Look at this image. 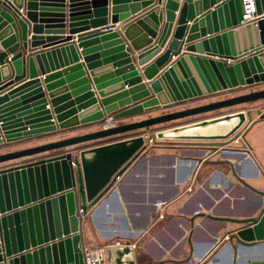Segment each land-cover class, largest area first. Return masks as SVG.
<instances>
[{"label":"water","instance_id":"water-1","mask_svg":"<svg viewBox=\"0 0 264 264\" xmlns=\"http://www.w3.org/2000/svg\"><path fill=\"white\" fill-rule=\"evenodd\" d=\"M2 1L0 15L4 20L1 19L0 24L5 22L0 26V33L6 25H16L17 22L23 32L21 45L24 47L28 46L27 31L29 32L30 26L33 49L40 51L56 48L23 57L21 53L16 55L20 44L15 50L5 46L6 50L16 55L13 59L8 58V53L0 48V69L8 68V74L0 70V86L13 79H17L18 83L26 77L30 79L8 94L1 92L9 86L0 89V147L67 133L78 128L100 129L0 154V165L264 101V89L254 90L255 87L264 85V0H255L256 13L253 20H245L244 0H185L167 51L142 71L135 65L131 49L138 53L137 60L141 65L159 54L172 36L181 0H145L149 1L143 4L145 12L133 20L128 19L139 12V6H131L132 15L118 16L128 9L118 7V1L129 0H114L111 9L108 0L95 1V14L102 18L93 22L94 25L107 26L110 17L112 25L124 22L120 32L112 30L113 26L102 31L114 47L107 56H115L106 60L105 64L119 61L115 64V73L107 75L103 73L111 71L112 66L100 69L101 63L92 54L93 50H86L90 47L89 42H86L88 39L80 38L76 43L73 38H62L58 40L60 42H52V39L42 36L65 34L67 16L70 33H77L75 22L79 21L78 17L88 13L85 11L89 10L91 4H80L76 0ZM137 1L139 0L133 2ZM209 3H212V7H217L206 14L199 24L188 29L184 23L186 20L189 23L194 17L195 8L207 9ZM46 19H56L54 22L59 26L45 30L42 26L44 23H53L45 22ZM200 27L202 34L199 36L195 33ZM208 36L211 37L207 38ZM158 37L156 46H152ZM185 43H196L187 48L189 53L225 59L228 62L186 53L156 78L159 75L158 67H162L172 54L180 55ZM76 45L82 50L81 53H78ZM80 55L84 64H80ZM238 60L240 61L235 62ZM17 61L24 67L21 74L15 68ZM65 67H68L64 72L68 76V86L57 90L63 82H57L56 75H47ZM39 73L44 77L42 81L37 80ZM143 77L155 80L145 84ZM127 87L130 89L126 90ZM240 88L248 89V92L138 122L116 124L127 118L169 110L178 104ZM67 89L73 95L61 97ZM45 90L49 93L50 103ZM79 95L83 96L77 102L85 103L73 109L75 103L70 99ZM9 102L11 103L7 104ZM49 105L53 108L56 120L48 109ZM255 115L257 120H254ZM258 124H264V112L250 108L247 112L205 120L157 135H141L83 150L76 155L65 153L0 170V264H85L82 218L110 192L132 163L147 150L154 137L166 143L211 144L226 148L228 144L241 138L245 128ZM205 129H210L211 132L201 133ZM225 150L232 154L244 152L242 149ZM224 163L236 172L231 160H225ZM237 179L262 199L263 207L256 217L234 220L238 228L230 238L239 245L237 252L248 250L246 256L252 264H264V188L260 190L241 178ZM259 182H264V176L259 178ZM110 252L111 264H136L133 260L134 248L129 245L111 247Z\"/></svg>","mask_w":264,"mask_h":264},{"label":"crops","instance_id":"crops-1","mask_svg":"<svg viewBox=\"0 0 264 264\" xmlns=\"http://www.w3.org/2000/svg\"><path fill=\"white\" fill-rule=\"evenodd\" d=\"M95 1L99 0H76V2L80 4H91L89 5V10L85 11L88 13H85L86 15L84 16L81 15V17H78L77 19L79 21L75 22V25H77V30L75 31H77V33H70L68 27L69 18L67 16V28L65 34H44L42 36L44 38H50L49 40L52 39V42H60L58 40H61L62 38H73L76 43L80 38L88 39L86 42H89L88 46L90 47H87L86 50H93L92 54L96 55L97 61L101 63L100 69H103L106 66H112L111 71L103 73L107 75L115 73L117 67L115 64L119 61H112L109 64H105L106 60L112 59L115 56H107V54L114 50V47H112V41L107 39L102 31L112 26V30L119 31L121 26L124 25V22L112 25L110 17L107 26L94 25L93 22L102 18H98L95 14L96 9L93 5V2ZM108 1L109 9H111L114 0ZM133 1L134 0L124 2L118 1V7L124 6L128 8L124 12L119 13L118 16H121V14L132 15V5L139 6V12L136 15H132L128 20H133L136 16L145 12L143 4L149 1ZM2 2L3 1L0 0V4H2ZM184 3L185 0H181L180 11L177 13L172 36L159 54L153 57L149 62L141 65L137 60L138 53L131 49L133 61L139 70H144L165 54L178 26L180 12ZM164 4L165 2L163 5ZM216 7L217 5L212 7V3H209L207 9H211L207 12L206 8H195L194 17L189 20V23L187 22L188 20H186L184 25L188 29L192 28V26L198 22L200 23V21L204 19V16L212 12ZM89 13L90 15H87ZM23 14L25 15V12H23ZM18 18L20 19V17ZM1 19L4 20L0 15V20ZM54 21H56V19H46L45 22L53 23H44L42 26L45 30L46 28L59 26V24ZM4 22L5 21H3L0 26H3ZM164 23L165 19L162 22V27ZM220 25V21L218 20V26ZM20 29L21 28L17 26L16 22V25L10 23L1 30L0 48L2 51L8 53V58L13 59L20 53L23 54V57H29L33 53H45L56 48L53 47L40 51L33 49L30 41V35H32L30 26L29 32L27 31L28 46L24 47L21 45L23 43V32H21ZM187 33L188 32H186L185 37ZM195 34L200 36V34H202V28L200 27ZM93 35L97 37H93ZM159 37L154 41L152 46H156ZM185 37L183 42H185ZM210 37L211 36H208L207 38ZM45 42L48 43V40H45ZM19 44L21 47L16 51V55L13 53L11 54L10 50H15L16 46ZM194 45H196V43H185L180 55L172 54L162 67H158L159 75L156 78L186 53L200 56L202 58L228 62L225 59L199 55L191 52L189 53L186 51L189 46ZM5 46L11 49L6 50ZM76 48L78 53L82 52L77 45ZM173 55L175 56L173 57ZM81 56L82 55H80V64H84L83 57ZM239 61L240 60L235 62ZM17 62L18 64L15 68L20 71L17 73L21 74L24 67H22L21 63L19 64V61ZM67 68L68 67L49 72L47 75H56L57 82H63L56 88L57 90H61L68 86V76L64 75ZM0 70L2 73L8 74L7 67L6 69L2 68ZM43 78L44 77L39 73L37 80L42 81ZM143 79L145 84H150L155 80L150 81L146 77H143ZM29 81L30 79L28 77H26L25 80L19 81V83L17 82V79L8 81L0 86V89L9 86L1 93L8 94L10 90L16 89ZM93 89L99 99L94 86ZM129 89L130 88L127 87L126 90ZM240 89L243 90H239L240 92L237 96L248 92V89ZM262 89H264V85L254 88L255 91ZM66 91L67 92L61 94V97L65 95H73L71 90L67 89ZM45 94L50 103V98L48 97L49 93L46 90ZM81 96L83 95H79L77 98L72 97L70 99L75 103L73 109H77L85 103L77 102V99ZM195 101L196 100L188 102V104H178L169 110L127 118L116 122V124H129L162 114L184 110L186 108L194 107L190 105L194 104ZM10 103L11 102L7 104ZM252 108H254L255 111L260 109L264 112V101L255 103ZM48 109L54 114L51 105L48 106ZM54 118L56 120L55 114ZM254 118V120L258 119L256 115ZM99 129L100 128L93 127L78 128L67 132L66 134L69 137H74L95 132ZM133 134H135V132L113 137L112 139L97 141L96 143L92 142L91 146L83 150L144 135L143 133L138 135ZM2 148L4 147H0V149ZM225 149H242L244 152L239 154L224 152V154H222V150ZM83 150L77 152L69 151L66 153H73V155H76ZM220 151L222 152L220 153ZM57 155L62 154L51 155L42 159H48ZM225 160H231L233 164H235V173L231 170L229 165L224 163ZM263 176L264 124H258L252 128H245L241 138L236 142L228 144L226 148L211 144L162 143L153 146L148 145L147 150L132 163L124 175L119 178L110 192L93 209H91V211H89L86 217L82 218L81 236L84 248H105L106 264H111L112 254L110 248L124 245H129L134 248L133 260L136 264H252L246 256L248 250L243 249L244 252H237L236 248L239 245L235 240L230 238V235L238 228V225L234 223V220L258 216L262 210L263 201L256 193L242 185L237 178H241L252 187L261 190L264 188V182H259V178H262ZM157 202L165 203L166 206L163 211L157 209ZM200 208L202 213L196 215V211L200 210ZM216 237L220 239L219 242L215 240ZM262 248L264 251V245Z\"/></svg>","mask_w":264,"mask_h":264},{"label":"rangeland","instance_id":"rangeland-1","mask_svg":"<svg viewBox=\"0 0 264 264\" xmlns=\"http://www.w3.org/2000/svg\"><path fill=\"white\" fill-rule=\"evenodd\" d=\"M239 90H243V89L232 90L229 92H223L221 94H216L213 96L204 97V98L196 100L195 103L190 105V106L196 107V106L208 104L211 102L232 98V97L237 96V94H239V92H240ZM253 106H254V104H245V105H240V106H236V107L229 108V109H224V110L217 111V112H212V113H208V114H204V115H200V116H194L191 118H186V119L178 120V121L171 122V123L154 126V127L150 128L149 130L137 131L133 135H138L141 133H143L145 136H146V134L148 136L157 135L158 133H162V132H166V131L173 130L176 128H181V127L197 124V123H200V122L205 121V120H211V119L219 118L222 116L235 114V113H238L241 111L247 112V110L252 108ZM186 109H188V108H186ZM66 138H70V137L67 136L66 133H61V134L49 135V136H46V137L41 138L39 140L37 139V140H32V141L31 140L30 141H24V142H21V144H13V145H9V146H6V147L0 149V154H6L9 152H13V151L23 150V149H27V148L51 143V142H56V141L66 139ZM96 142H93V143H96ZM162 143H166V142H161V141L157 140V138L154 137V140H152V142H150L149 145L153 146V145H158V144H162ZM91 145H92V142L86 143V144H81V145H78V146H75L72 148H68V149L58 150L55 152H49L47 154H42V155H38L35 157H31V158L16 160L13 162H9V163L0 165V170L7 168V167L24 164V163H27V162H30L33 160L42 159L44 157H48L51 155L63 154V153L69 152V151L77 152V151L83 150V149H85Z\"/></svg>","mask_w":264,"mask_h":264},{"label":"built area","instance_id":"built-area-1","mask_svg":"<svg viewBox=\"0 0 264 264\" xmlns=\"http://www.w3.org/2000/svg\"><path fill=\"white\" fill-rule=\"evenodd\" d=\"M245 5V20H253V15L256 13V3L255 0H244ZM152 142V141H151ZM223 151V152H222ZM222 154L224 152H228L227 150H222ZM164 202H157L156 207L160 211H163L165 208ZM202 213L201 208L200 210L196 211V215ZM217 242H219V238H215ZM84 257H85V264H106V250L105 248L101 247H85L84 248Z\"/></svg>","mask_w":264,"mask_h":264},{"label":"bare ground","instance_id":"bare-ground-1","mask_svg":"<svg viewBox=\"0 0 264 264\" xmlns=\"http://www.w3.org/2000/svg\"><path fill=\"white\" fill-rule=\"evenodd\" d=\"M211 131H210V129H205V130H201V133H210Z\"/></svg>","mask_w":264,"mask_h":264},{"label":"flooded vegetation","instance_id":"flooded-vegetation-1","mask_svg":"<svg viewBox=\"0 0 264 264\" xmlns=\"http://www.w3.org/2000/svg\"><path fill=\"white\" fill-rule=\"evenodd\" d=\"M38 161H40V160H38ZM33 162H37V161L35 160V161H33ZM33 162H29V163H33ZM29 163H26V164H29Z\"/></svg>","mask_w":264,"mask_h":264}]
</instances>
